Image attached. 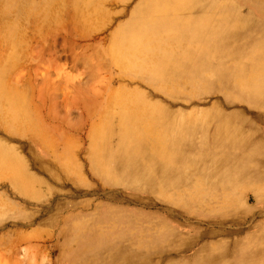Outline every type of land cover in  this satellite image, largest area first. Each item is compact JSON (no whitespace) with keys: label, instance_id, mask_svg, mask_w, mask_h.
<instances>
[{"label":"bare ground","instance_id":"6f19581e","mask_svg":"<svg viewBox=\"0 0 264 264\" xmlns=\"http://www.w3.org/2000/svg\"><path fill=\"white\" fill-rule=\"evenodd\" d=\"M240 7L264 15V0H137L115 33L152 89L221 102L171 109L137 87L118 99L92 134L108 224L78 223L94 238L76 245L95 254L86 264H264V20ZM20 168L11 181L24 191L31 177ZM118 200L133 207L109 203Z\"/></svg>","mask_w":264,"mask_h":264},{"label":"rangeland","instance_id":"374dc122","mask_svg":"<svg viewBox=\"0 0 264 264\" xmlns=\"http://www.w3.org/2000/svg\"><path fill=\"white\" fill-rule=\"evenodd\" d=\"M136 2L0 0V149L7 150L0 151V264H86L95 255L76 248L94 240L78 223L95 219L101 230L108 224V176L94 170L90 147L119 98L137 87L171 109L221 102L204 90L164 95L127 64L113 38ZM240 13L264 20L245 7ZM254 110L261 111L245 114ZM20 165L31 177L24 191L11 181ZM118 202L109 203L128 206ZM86 203L87 210L77 207Z\"/></svg>","mask_w":264,"mask_h":264}]
</instances>
